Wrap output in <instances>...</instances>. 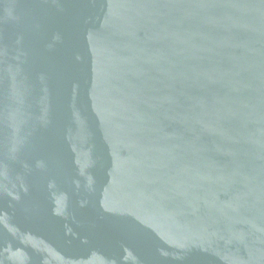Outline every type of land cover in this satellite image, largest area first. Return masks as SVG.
Segmentation results:
<instances>
[{
    "label": "water",
    "instance_id": "1",
    "mask_svg": "<svg viewBox=\"0 0 264 264\" xmlns=\"http://www.w3.org/2000/svg\"><path fill=\"white\" fill-rule=\"evenodd\" d=\"M0 264H264V0H0Z\"/></svg>",
    "mask_w": 264,
    "mask_h": 264
}]
</instances>
